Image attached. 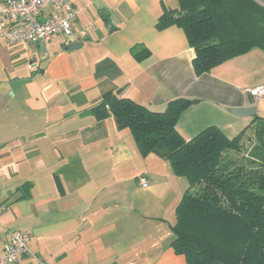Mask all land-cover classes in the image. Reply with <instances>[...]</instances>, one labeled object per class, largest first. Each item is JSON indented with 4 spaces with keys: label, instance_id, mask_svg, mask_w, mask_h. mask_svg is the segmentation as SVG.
<instances>
[{
    "label": "crops",
    "instance_id": "1",
    "mask_svg": "<svg viewBox=\"0 0 264 264\" xmlns=\"http://www.w3.org/2000/svg\"><path fill=\"white\" fill-rule=\"evenodd\" d=\"M72 1V36L43 47L0 43V251L8 231L20 230L35 256L17 264H188L171 245L188 180L143 155L113 116L98 120L90 109L119 88L155 112L187 98L196 101L177 125L184 138L212 125L246 136L264 123V98L247 91L264 84V50L198 75L184 29L157 27L178 0ZM253 106L254 115L235 113Z\"/></svg>",
    "mask_w": 264,
    "mask_h": 264
},
{
    "label": "trees",
    "instance_id": "2",
    "mask_svg": "<svg viewBox=\"0 0 264 264\" xmlns=\"http://www.w3.org/2000/svg\"><path fill=\"white\" fill-rule=\"evenodd\" d=\"M178 3V9L164 8L157 27L184 29L198 75L251 49L264 50V0ZM121 92L106 91L90 112L98 120L113 116L119 128L131 130L143 155H159L188 180L172 226L176 253L188 264H264V123L255 127L248 166L230 155L243 148L244 131L230 139L212 125L191 139L181 135V114L196 100L175 99L155 112Z\"/></svg>",
    "mask_w": 264,
    "mask_h": 264
},
{
    "label": "built area",
    "instance_id": "3",
    "mask_svg": "<svg viewBox=\"0 0 264 264\" xmlns=\"http://www.w3.org/2000/svg\"><path fill=\"white\" fill-rule=\"evenodd\" d=\"M47 5L52 12L42 19V8ZM78 15L79 9L72 0H0V43L46 42L59 33L72 36ZM247 91L254 98H264V84ZM139 182L142 187L148 186L144 177ZM29 239L28 231H8L0 251V264H17L24 256H35L28 247Z\"/></svg>",
    "mask_w": 264,
    "mask_h": 264
},
{
    "label": "rangeland",
    "instance_id": "4",
    "mask_svg": "<svg viewBox=\"0 0 264 264\" xmlns=\"http://www.w3.org/2000/svg\"><path fill=\"white\" fill-rule=\"evenodd\" d=\"M256 143H257V139L255 137V129H254L248 135L244 136L242 140L243 148L239 151L230 153V155L232 154L231 157L235 158L234 160L239 164L246 163V160L249 159V157L252 155L251 148ZM246 164L249 166L248 163Z\"/></svg>",
    "mask_w": 264,
    "mask_h": 264
},
{
    "label": "water",
    "instance_id": "5",
    "mask_svg": "<svg viewBox=\"0 0 264 264\" xmlns=\"http://www.w3.org/2000/svg\"><path fill=\"white\" fill-rule=\"evenodd\" d=\"M80 43L79 42H73L71 44L68 45V48L70 49H75L78 47ZM44 45V42H36V46H41L43 47ZM256 106H253V107H248V108H241V109H237L235 110V113L236 114H239V115H254L255 112H256Z\"/></svg>",
    "mask_w": 264,
    "mask_h": 264
}]
</instances>
